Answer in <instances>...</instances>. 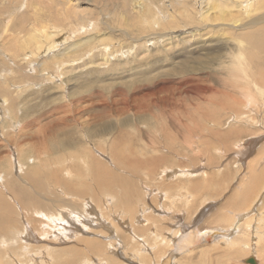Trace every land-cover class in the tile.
I'll use <instances>...</instances> for the list:
<instances>
[{"label":"rangeland","instance_id":"374dc122","mask_svg":"<svg viewBox=\"0 0 264 264\" xmlns=\"http://www.w3.org/2000/svg\"><path fill=\"white\" fill-rule=\"evenodd\" d=\"M206 1L0 0V264H161L145 248L166 234L169 264H264V2H230L234 23L202 18ZM128 205L139 237L106 233Z\"/></svg>","mask_w":264,"mask_h":264},{"label":"bare ground","instance_id":"6f19581e","mask_svg":"<svg viewBox=\"0 0 264 264\" xmlns=\"http://www.w3.org/2000/svg\"><path fill=\"white\" fill-rule=\"evenodd\" d=\"M115 1V0H114ZM232 1H234V0H208V2L206 1L205 3L207 4L208 3V5L206 6V7H204L205 8V10H204V13H203V16H202V18H206V17H208L209 15H211L212 16V13L211 12H213V11H215V12H213L214 13V20L216 21V20H223V21H228V22H230V21H232V22H234V23H236L237 21H239L240 19L237 17L238 15H240V14H238L237 13V16L235 15V9L233 10V7H232V5H231V3L230 2H232ZM240 0H238V2H239ZM246 1V0H245ZM248 1H250V0H248ZM253 1V0H252ZM235 2V1H234ZM242 2H243V0H242ZM259 3H262V2H264V0H260V1H258ZM98 3V2H97ZM241 4L243 5V4H245V3H240L239 4V9H237V10H241ZM194 5V4H193ZM197 5V4H196ZM246 8V7H245ZM257 8V7H256ZM243 9V8H242ZM13 11V10H12ZM181 11V10H180ZM180 11H178V12H180ZM146 12V11H145ZM163 12V11H162ZM177 12V13H178ZM196 12V11H195ZM246 14L247 13H249V12H251V10L248 8L246 11ZM153 13V12H152ZM177 14L175 13V16H176ZM12 16V15H11ZM139 16V18L141 17L140 15H138ZM177 16H180V13H179V15H177ZM181 16H182V18L181 19H183V20H187L186 22H189V24L191 23V20H193L194 18H192L191 16H190V13L189 12H185V13H182L181 12ZM198 16V15H197ZM211 19H212V17H210ZM261 19V18H260ZM88 20V19H87ZM200 20H201V17H200ZM206 20H208V19H206ZM215 21L213 22V23H215ZM199 21H197V23H198ZM217 22V21H216ZM93 23V22H92ZM113 23V22H112ZM194 23V25L196 24V22H192L191 24H193ZM202 23V22H201ZM212 24V23H211ZM215 24H217V23H215ZM214 24V25H215ZM230 24V23H229ZM248 24V23H247ZM84 25H86V24H84ZM92 25V24H91ZM213 25V24H212ZM245 25V24H244ZM254 25V24H253ZM252 25V26H253ZM190 25H187V27H189ZM232 26V25H231ZM251 26V27H252ZM96 27V26H95ZM192 27H193V25H192ZM244 27H246V26H244ZM248 27V26H247ZM193 28H195V27H193ZM45 29V28H44ZM86 29V28H85ZM198 29V28H197ZM215 29V28H214ZM218 29V28H217ZM104 30V29H103ZM203 30H205V29H203ZM226 30H227V28H226ZM60 31H61V29H60ZM60 31H58V33L60 32ZM75 31V30H74ZM93 31V30H92ZM101 31V30H100ZM173 31H175V30H173ZM196 31V30H195ZM202 31V30H201ZM207 31V30H206ZM218 31V30H217ZM43 32V31H42ZM80 32V31H79ZM99 33V32H98ZM207 33V32H206ZM209 33V32H208ZM207 33V34H208ZM226 33V32H225ZM56 34L57 33H52V34H50V33H48L47 34V36L50 38V37H54V36H56ZM101 34V33H100ZM72 35H73V32H72ZM74 35H77V34H74ZM175 35L176 34H174L173 35V37L174 38H176L175 37ZM191 35V37L192 38H194V39H200L201 38V36H203V32H199V30H198V32L196 31V32H194V33H191L190 34ZM210 35V34H209ZM212 35V34H211ZM220 35V34H219ZM235 35V34H234ZM58 36V35H57ZM83 36V35H82ZM100 36V35H99ZM217 36V35H216ZM227 36V35H226ZM68 37V36H67ZM106 37V36H105ZM206 37V36H205ZM224 37V36H223ZM229 37V36H228ZM92 38V37H91ZM103 38V37H102ZM107 38V37H106ZM168 38H170L171 39V41L173 40L171 37H168ZM226 38V37H225ZM259 38H262V37H259ZM72 39V38H71ZM231 39V38H230ZM242 39V38H241ZM245 39V38H244ZM107 41V43L108 42H111V38H109V39H106ZM196 40V41H197ZM90 41H91V39H90ZM99 41V40H98ZM103 41V40H102ZM97 42V41H96ZM105 42V43H106ZM204 42V41H203ZM236 42V41H235ZM94 43V42H93ZM100 43V42H99ZM113 44V43H112ZM87 45V44H86ZM109 45V44H108ZM252 45H254L257 49H260V50H264V40H260V39H257V38H253L252 39ZM97 46V45H96ZM101 46V45H100ZM102 46H104V45H102ZM92 47V46H91ZM79 48V47H78ZM113 48V47H112ZM255 48V49H256ZM49 49V48H48ZM108 49V48H107ZM106 49V50H107ZM200 49V48H199ZM53 50H54V47H53ZM67 50H68V48H67ZM86 52H87V50H86ZM80 54V53H79ZM84 54V53H83ZM254 56H255V54H254ZM255 60V59H254ZM206 63V62H205ZM256 63V62H255ZM219 65V64H218ZM210 68V67H209ZM264 68V67H263ZM178 72V71H177ZM261 80V79H260ZM191 81H193V80H191ZM175 83V82H174ZM170 84H172V83H170ZM189 84V83H188ZM193 84H194V82H193ZM173 86V85H172ZM174 86H176V85H174ZM181 86V85H180ZM189 86V85H188ZM192 86V85H191ZM185 87V86H184ZM111 88V87H110ZM167 88V87H166ZM188 88V87H187ZM202 89V88H201ZM205 89V88H204ZM263 89V88H262ZM170 90V89H169ZM184 90V89H183ZM184 93V92H183ZM163 96V95H162ZM187 97V96H186ZM111 99V98H110ZM188 99V98H187ZM100 100V99H99ZM116 100V99H115ZM159 101V100H158ZM148 102V101H147ZM162 102V101H161ZM149 103V102H148ZM153 103V102H152ZM169 103V102H168ZM114 105V104H113ZM103 106V105H102ZM164 116V115H163ZM159 131V130H158ZM150 132V131H149ZM51 134V133H50ZM104 134V133H103ZM111 135V134H110ZM108 137V136H107ZM127 137V136H126ZM152 139V138H151ZM259 139V138H258ZM107 142V141H106ZM110 143V142H109ZM107 144V143H106ZM101 145V144H100ZM99 145V146H100ZM98 146V147H99ZM103 147H105V146H103ZM11 148V147H10ZM102 148V147H101ZM91 150V149H90ZM102 150V149H101ZM100 150V151H101ZM83 151H85V150H83ZM96 151H98V150H96ZM109 152V151H108ZM92 153V152H91ZM94 153V152H93ZM111 153V152H110ZM131 153V152H130ZM87 154V153H86ZM108 154V153H107ZM78 155V154H77ZM81 155V154H80ZM89 155V154H88ZM92 155V154H91ZM123 155V154H122ZM125 155V154H124ZM13 156V155H12ZM110 156V155H109ZM127 156V155H126ZM87 157V156H86ZM122 157V156H121ZM155 157V156H154ZM67 158V157H66ZM99 158V157H98ZM103 158V157H102ZM111 158V157H110ZM87 159V158H86ZM115 159V158H114ZM134 159V158H133ZM140 159V158H139ZM151 159H153V158H151ZM81 160V159H80ZM95 160V159H94ZM125 160V159H124ZM123 160V161H124ZM161 161V159L160 158H154L153 160H152V163H155V162H157V161ZM73 161V160H72ZM107 161V160H106ZM110 161V160H109ZM137 161V160H136ZM87 162V161H86ZM89 162V161H88ZM120 162H122V161H120ZM125 162V161H124ZM58 163V162H57ZM60 163V162H59ZM130 163H131V161H130ZM35 164V163H34ZM65 164V163H64ZM112 164V163H111ZM137 164V163H136ZM139 164V163H138ZM137 164V165H138ZM60 165V164H59ZM66 165V164H65ZM81 165V164H80ZM136 165V166H137ZM99 166V165H98ZM101 166H103V165H101ZM112 166V165H111ZM125 166V165H124ZM127 166V165H126ZM125 166V167H126ZM136 166H135V164H134V166H133V168H135L136 169ZM160 166V165H159ZM165 166V165H164ZM104 167V166H103ZM113 167V166H112ZM138 167V166H137ZM157 167V166H156ZM96 168H100V167H96ZM128 168H129V166H128ZM150 168V167H149ZM171 168V167H170ZM28 169V168H27ZM103 169V168H102ZM101 169V170H102ZM127 169V168H126ZM134 169V170H135ZM55 170V169H54ZM92 170V169H91ZM100 170V171H101ZM104 170V169H103ZM107 170H108V168H107ZM105 171L104 172V174L105 175H108V178H106V181H107V184H109V185H111L112 184V182L111 181H114L115 182V180H117V179H115L114 177H115V175H113L114 177H111L110 176V174H111V172H108V171ZM153 170V169H152ZM55 171H57V170H55ZM54 171V172H55ZM95 171V170H94ZM97 171H98V169H97ZM96 171V172H97ZM172 171H174V169H169V167L168 168H165V169H162L161 171H160V168H159V173H161V172H169V174H170V176L173 174V172ZM177 170H175V172H176ZM74 172V171H73ZM88 172V171H87ZM86 172V173H87ZM103 172V171H102ZM172 172V173H171ZM180 172V171H179ZM156 173H157V171H156ZM155 173V174H156ZM178 173V172H177ZM135 174V173H134ZM93 175V174H92ZM100 175V174H99ZM103 175V174H102ZM177 174L175 173V176H176ZM66 176V175H65ZM94 176V175H93ZM120 176V175H119ZM102 177V176H101ZM174 177V176H173ZM103 178H104V176H103ZM119 178V177H118ZM122 178V177H121ZM141 178V177H140ZM169 178V177H168ZM86 179V178H85ZM95 179V178H94ZM111 180V181H110ZM175 180V179H174ZM100 182H101V180H100ZM102 183H104V182H101V184ZM122 183V180L120 181V183L119 184H121ZM171 183V182H170ZM84 184L86 185V184H88V183H85L84 182ZM84 184H81V185H84ZM98 184V183H97ZM30 185V184H29ZM135 185V184H134ZM104 186V184H102V187ZM78 187V186H77ZM81 187V186H80ZM80 187H79V189H80ZM100 187H101V185H100ZM101 187V188H102ZM106 187H107V185H106ZM148 187V186H147ZM169 187H171V186H169ZM84 188V187H83ZM97 189V188H96ZM103 189V188H102ZM105 189V188H104ZM98 190V189H97ZM32 192H33V190H31ZM76 191H77V189H76ZM82 191H84V190H82ZM102 191V190H101ZM44 192V191H43ZM98 192V191H97ZM126 192V191H125ZM71 193H74V192H71ZM77 193V192H76ZM81 193V192H80ZM83 194V193H82ZM101 194V193H100ZM79 196H80V194H78ZM129 195V194H128ZM127 195V196H128ZM161 195V194H160ZM82 196V195H81ZM85 196V195H84ZM157 196V195H156ZM86 197V196H85ZM76 198H78V197H76ZM81 199H82V197H80ZM79 198V199H80ZM84 198V197H83ZM85 199V198H84ZM158 199V198H157ZM163 199V198H162ZM129 200H131V199H129ZM133 200V199H132ZM158 200H160V199H158ZM177 200V199H176ZM29 201V200H28ZM34 201V200H33ZM48 202V201H47ZM131 202V201H130ZM174 202V201H173ZM1 203V202H0ZM3 203V202H2ZM32 203V202H31ZM46 203V202H45ZM100 203V202H99ZM126 203V202H125ZM132 203V202H131ZM145 203V202H144ZM19 204V203H18ZM28 204V203H27ZM34 204L36 205V203L34 202ZM40 204V203H39ZM148 204V203H147ZM161 204V203H160ZM93 205V206H92ZM102 205V204H101ZM179 205V204H178ZM28 206H29V204H28ZM32 206V205H31ZM61 206V205H60ZM64 206V205H63ZM84 207H87V210H89L90 211V214L92 215V216H95L94 215V211H97V212H99V213H102V211L101 210H104V208L103 209H101L100 210V205H97V204H95L94 202H93V200H87L85 203H84V205H83ZM146 206V205H145ZM157 206V205H156ZM163 206V205H162ZM36 207H37V205H36ZM95 207V208H94ZM103 207V206H102ZM128 207H129V209H131L130 211L129 210H127V211H129L128 213H123V211H121L122 213H118V215L117 214H114L115 215V217H114V219H115V221L116 220H118L117 221V225H116V223H114V222H112L111 221V219H110V223L109 222H107V226H108V229L106 230V231H108V232H106V233H109L110 231H111V228L113 229V227H114V229L116 230V228L118 229V225H120V224H122L123 226L122 227H128V226H130V231H129V237L131 238V239H136V238H138L139 236H137L136 234H135V232H136V229H135V227L136 226H138V227H142L143 226V223H144V220L143 221H141L142 220V217H141V215H140V213H137V210L134 208H132L130 205H128ZM152 207V206H151ZM173 207V206H172ZM30 208V207H29ZM28 208V209H29ZM69 208V207H68ZM136 208H137V206H136ZM153 208V207H152ZM160 208H161V206H160ZM202 208V207H201ZM106 209V208H105ZM73 210H74V208H73ZM85 210V209H84ZM86 210V211H87ZM123 210H124V208H123ZM12 211V210H11ZM42 211V210H41ZM140 211H141V209H140ZM59 212V211H58ZM57 212V213H58ZM64 212H67L66 210L64 211ZM74 212V211H73ZM83 212V211H82ZM108 212V211H107ZM164 212V211H163ZM68 213V212H67ZM76 212H74L73 213V216H74V214H75ZM79 213H80V211H79ZM87 213V212H86ZM96 213V212H95ZM144 213H146V212H144ZM43 214V213H42ZM49 214V213H48ZM103 214V213H102ZM180 214V213H179ZM69 215H71V214H69ZM98 215V214H97ZM106 215V217H108L107 216V214H105ZM148 214H146V217L148 218V216H147ZM151 215V214H150ZM46 216H47V214H46ZM68 216V215H67ZM99 216V215H98ZM101 216V215H100ZM144 216V215H143ZM179 216V215H178ZM31 217V216H30ZM29 217V218H30ZM49 218H51L50 216H48ZM66 217V216H65ZM96 217V216H95ZM95 217H94V220H95ZM102 217V216H101ZM110 217V216H109ZM108 217V218H109ZM112 217V216H111ZM141 217V219H139ZM46 218V217H45ZM77 218V217H76ZM90 218V217H89ZM93 218V217H92ZM97 218V217H96ZM119 218L121 219V221H119ZM144 218V217H143ZM46 219H48V218H46ZM104 219V218H103ZM103 219H100L101 221H103ZM127 219H129L128 221H129V223H127ZM63 220V219H62ZM89 220V219H88ZM98 220H99V218H98ZM30 221V220H29ZM41 221V220H40ZM47 221V220H46ZM82 221V220H81ZM92 221V220H91ZM100 221V222H101ZM71 222V221H70ZM82 222H84V221H82ZM86 222V221H85ZM99 221H98V223H100ZM105 222V220L103 221V223ZM141 222H143L142 224H141ZM148 222H150V221H148ZM239 222V221H238ZM40 223H42V221L40 222ZM90 223V222H89ZM92 223V222H91ZM91 223H90V225H91ZM147 223V222H146ZM246 223H247V221L245 220V221H243V222H241V223H239V224H236V231H235V234H233L231 237H227L225 234H219V238L217 239L218 241H215V242H217V243H224V242H230V241H232V240H235L236 238H237V234L240 232V228H239V226H241L242 224L245 226L246 225ZM47 224V223H46ZM54 224V223H53ZM59 224V223H58ZM168 224H170V223H167L166 225H168ZM83 225H85V223L83 224ZM95 225H97V224H95ZM125 225V226H124ZM136 225V226H135ZM162 225V224H161ZM45 226H47V225H45ZM85 226H87V222H86V225ZM149 226V225H148ZM173 226V225H172ZM53 227V226H52ZM79 227V226H78ZM90 227V226H89ZM144 227V226H143ZM171 227V226H170ZM64 229H65V227H63ZM99 228V227H98ZM107 228V227H106ZM120 228V227H119ZM126 228H124V229H126ZM137 228V227H136ZM157 228V227H156ZM155 228V229H156ZM174 228V227H173ZM234 228H235V226H234ZM51 229V228H50ZM123 229V230H124ZM170 229V228H169ZM174 230H176V229H174ZM179 230H181L180 228H179ZM179 230H177V231H173L172 233H171V235H172V237H170V240H172V239H174V238H176V236H178L180 233H179ZM201 230L202 229H199L197 232H195V230H194V232L195 233H192V231H191V233L192 234H190V233H188V235L186 234L185 236L183 235V238L181 239V241H180V244H179V247L181 248V250L182 249H185L186 247H188L189 246V244L191 245V243L195 240H201L202 242H206V243H208L210 240H211V238H207V237H209V236H214V235H212V233H211V229H204L203 228V230H204V232H202L201 234H199V232H201ZM23 231V230H22ZM25 231V230H24ZM74 231V230H73ZM80 231V230H79ZM93 231V230H92ZM146 231V230H145ZM154 231V230H153ZM169 231V230H168ZM247 231H249L248 232V235L251 233V232H253V230L251 231L249 228H248V230H246V235L245 236H247ZM43 232V231H42ZM122 232V231H121ZM128 232V231H127ZM220 232H223V231H220ZM45 233V232H44ZM71 233V232H70ZM146 233V232H145ZM98 234V233H97ZM111 234V233H110ZM123 234H125L124 232H123ZM122 234V235H123ZM128 234V233H127ZM214 234V233H213ZM24 235V234H23ZM26 235V234H25ZM46 235V234H45ZM99 235V234H98ZM121 235V234H120ZM147 235V234H146ZM151 235V234H150ZM180 235H182V234H180ZM100 236L101 237H103V240L104 239H108V237L106 236V235H102L101 233H100ZM158 236H159V233H158ZM165 236V235H164ZM169 235H167L166 234V239L164 238V239H162V238H159L158 237V239L157 240H153V242H150V244L148 245V243H147V245H148V247L147 248H145V251H146V254H148V253H150V254H152V257H156L157 259H159L160 258V262H161V264H169L170 263V261H171V255L169 256L167 253L166 254H162V252H161V254H158V253H156L155 251L156 250H158L159 248H160V244H164V242L166 241V240H168L169 241V239L167 238ZM92 237V236H91ZM110 237V236H109ZM125 237V236H124ZM149 237V236H148ZM74 239V238H73ZM123 239H125V238H123ZM131 239H129V240H131ZM143 239V238H142ZM148 239V238H147ZM247 239V238H246ZM102 240V239H101ZM139 240V239H138ZM85 241V240H84ZM92 241V240H91ZM131 241H133V240H131ZM177 241V240H176ZM94 242V241H93ZM108 242H110V239L108 240ZM123 242V241H122ZM135 242V241H134ZM138 242V241H137ZM141 242V241H140ZM144 242V241H143ZM163 242V243H162ZM18 243V242H17ZM40 243V242H39ZM68 243V242H67ZM89 243V242H88ZM92 243V242H91ZM120 243V242H119ZM118 243V244H119ZM126 243V242H125ZM133 243V242H132ZM139 243V242H138ZM170 244H171V242H169ZM174 243V242H173ZM199 243V242H198ZM143 244V243H142ZM146 244V243H145ZM195 244V243H194ZM109 245H112L111 243L109 244ZM125 245V244H124ZM140 245H141V243H140ZM165 245V244H164ZM174 245V244H173ZM243 246H247L248 245V243H246V241L244 240V242H243V244H242ZM22 246V245H21ZM27 246V245H26ZM34 246V245H33ZM144 246V245H143ZM170 246V245H169ZM168 246V247H169ZM198 246V245H197ZM200 246V245H199ZM24 247V246H23ZM128 247V246H127ZM133 247V246H132ZM132 247H130V248H132ZM165 247V246H164ZM252 247V246H251ZM40 248V247H39ZM75 248V247H74ZM77 248V247H76ZM85 248V247H84ZM142 248H144V247H142ZM162 248V247H161ZM160 248V249H161ZM179 248V249H180ZM111 249V248H110ZM109 248H106L104 251L106 252L107 250H110ZM171 249V248H170ZM188 248H186V250H187ZM189 249H191V248H189ZM216 249V248H215ZM79 250V249H78ZM143 250V249H142ZM192 250V249H191ZM26 251V250H25ZM125 251V250H124ZM137 251V250H136ZM144 251V252H145ZM161 251V250H160ZM185 251V250H184ZM131 252V251H130ZM182 252H183V250H182ZM193 252V251H192ZM220 252V251H219ZM21 253V252H20ZM95 253H96V255L97 256H99V257H103V253H102V251H101V249L100 248H97V250L95 251ZM116 253V252H115ZM133 253V252H132ZM136 253V252H135ZM141 253V252H140ZM164 253V252H163ZM185 253V252H184ZM194 253V252H193ZM23 254V253H22ZM21 254V255H22ZM40 254V253H39ZM78 254V253H77ZM84 254V253H83ZM123 254V253H122ZM150 254H148V255H150ZM24 255V254H23ZM62 255V254H61ZM86 255V254H85ZM119 255V254H118ZM135 255V254H134ZM129 256V255H128ZM133 256V255H132ZM136 256V255H135ZM151 256V255H150ZM211 256H212V254H211ZM56 257V256H55ZM159 257V258H158ZM217 257V256H216ZM123 258V257H122ZM125 258V257H124ZM132 258V257H131ZM142 258V257H141ZM155 258V259H156ZM63 259V258H62ZM148 259H149V257H148ZM211 259V258H210ZM22 260V259H21ZM24 260V259H23ZM51 260V259H50ZM113 260V259H112ZM144 260H146V259H144ZM150 261H151V257H150V259H149ZM174 260H175V258H174ZM177 260V259H176ZM188 260V259H187ZM28 261V260H27ZM150 261H147V262H142V264H149V262ZM192 261V260H191ZM203 261V260H202ZM244 261L247 263V264H259L260 263V261H259V258L256 256H254L253 255V253H252V256H248L247 255V258H244ZM53 263H54V261H52ZM114 262V261H113ZM157 262V261H156ZM208 262V261H207ZM47 263H49V262H47ZM57 263H58V261H57ZM112 263V262H111ZM117 263V262H116ZM120 263V262H119ZM158 263V262H157ZM92 264V263H91ZM209 264V263H208ZM211 264V263H210Z\"/></svg>","mask_w":264,"mask_h":264}]
</instances>
